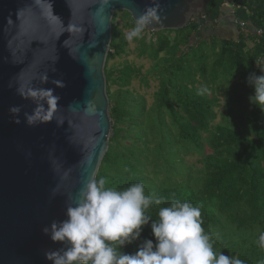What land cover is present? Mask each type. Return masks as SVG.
Returning a JSON list of instances; mask_svg holds the SVG:
<instances>
[{"label":"trees","instance_id":"16d2710c","mask_svg":"<svg viewBox=\"0 0 264 264\" xmlns=\"http://www.w3.org/2000/svg\"><path fill=\"white\" fill-rule=\"evenodd\" d=\"M224 5L248 22L249 32L237 28V38L208 34L197 16L177 30L144 28L140 38H131L138 58L152 61L144 74L142 66L128 59L132 53L124 34L131 33L136 22L121 11L119 27L116 11L105 63L112 133L95 178L103 177L107 186L121 190L142 182L147 194L163 201L148 209L153 220L172 200L200 206L203 227L212 234L216 250L245 264H264V249L255 243L264 231V110L250 102L254 88L247 82L252 73L264 75V64L258 62L264 56V0H209L202 14L214 22ZM215 37L221 39L220 45ZM150 79L157 90L147 109L145 96L130 88L140 80L139 86L149 89ZM220 96L225 97L232 120L215 123ZM123 131L130 144L119 140L117 133ZM154 147L155 162L160 159L162 164H156L149 177ZM193 152L200 155L203 171L191 185L190 179L177 180L175 171L178 164L183 166L179 173L185 170L181 154ZM159 171L164 176L160 181ZM238 231L239 238L234 239L232 233ZM146 239L156 243L151 222L122 251L134 254Z\"/></svg>","mask_w":264,"mask_h":264},{"label":"water","instance_id":"95a60500","mask_svg":"<svg viewBox=\"0 0 264 264\" xmlns=\"http://www.w3.org/2000/svg\"><path fill=\"white\" fill-rule=\"evenodd\" d=\"M208 2L0 0V264H52L45 253L64 245L42 229L66 219L98 173L112 132L105 63L116 11L137 22L155 7L144 28L157 32L185 27ZM44 89L60 97L55 109Z\"/></svg>","mask_w":264,"mask_h":264},{"label":"clouds","instance_id":"9594fccd","mask_svg":"<svg viewBox=\"0 0 264 264\" xmlns=\"http://www.w3.org/2000/svg\"><path fill=\"white\" fill-rule=\"evenodd\" d=\"M153 16L159 18L155 7L137 19L129 38H140L146 22ZM210 22L215 25L218 20ZM52 82L63 86L60 81ZM247 82L254 88L250 102L264 110L261 107L264 106V75L252 73ZM43 91L55 109L60 97L54 95V89ZM10 112L17 114L20 108L14 106ZM26 119L32 122L31 115H26ZM15 122L19 123V119ZM162 202V198L147 194L142 182L121 190L107 186L103 177L92 178L80 189L75 206L67 207V218L54 220L42 229L52 242L64 245L46 252L45 257L52 264H245L239 257L215 249L212 234L203 227L198 205L172 200L169 206L159 208L158 219L153 220L147 211ZM150 222L156 243L146 239L136 253L122 251L124 246L141 237L143 227ZM255 243L264 249V231L259 232Z\"/></svg>","mask_w":264,"mask_h":264},{"label":"rangeland","instance_id":"374dc122","mask_svg":"<svg viewBox=\"0 0 264 264\" xmlns=\"http://www.w3.org/2000/svg\"><path fill=\"white\" fill-rule=\"evenodd\" d=\"M231 11H232L231 7H228L227 5H224L223 8H222L221 18L218 19V22L215 25L214 24L211 25L210 20H208V18H207V20L209 22V26L206 24L207 27H208V30H207L208 34H212L213 33L216 36H224V34H225V35H227L229 37L237 38V26L234 23L235 20L233 19V14H232ZM121 13H122L121 11H117L118 26L119 27L123 26V22H122V19H121V17H122ZM199 15H197L198 18H199ZM202 16H201V18H202ZM204 20H206V19H204ZM191 21H192V19H191ZM219 22L223 25V27L228 28V27L231 26V28H228V30H226L224 33L223 32L219 33L217 31V29H219V27L216 26V25H218ZM202 28H204L203 25H202ZM250 29H251V27H250ZM124 34L126 36L127 41L129 42L127 50L130 51V53H132V55L129 56L128 59L132 63L136 64L137 66H142V71H143V74H144V72L146 70H148L150 68V66L152 65V61L146 60L144 58L143 59L142 58H138L137 53H136L137 45L134 44L132 42V40L129 38L130 32L125 30ZM214 40H215V42L217 44L220 45L221 39L219 37H215ZM249 45H252V43L250 41H249ZM140 82H141L140 80H137L135 82L134 86H132L130 89L132 91L136 92V94H138V95L145 96L146 105H147L146 108L149 109L150 106L153 103V100H154L153 95H154V92L157 90V83L155 81H153L152 79H150V88L149 89H145L143 86H139ZM219 100H220L219 101V106L214 107V110H215L216 115H217L215 123L223 122L225 118H227V119L228 118L229 119L232 118L228 114V106H227L228 103L225 100V97L220 96ZM144 120L145 121H149V119L147 117ZM117 135H118V137L120 136L119 140L122 141V140H124L123 136L126 135V132H124V131L122 133L119 132V133H117ZM116 140L118 141V138H116ZM124 143L125 144H130L131 143L130 138H127L126 140H124ZM152 146H153V144H152ZM155 155H156V152H155V147H154L153 149H151V153L149 154V156H150L149 162L151 164H153L152 165L153 168H150L149 166H147V169L149 171L147 175H149V177H152L151 171L154 169L155 165L156 164H159V165L162 164V161L160 159L155 162V158H154ZM181 158H183V164L185 166V170L182 171L181 173H179L182 170L183 166L178 164L177 167H176V171H175V173H178L177 174L178 176L176 177V179L177 180L181 179L183 183H188V179H190V183H191V185H193L194 184L193 180L197 176L202 174V171H203L202 164L199 162L200 155H198L197 153L193 152V153L181 154ZM159 172H161V171H159ZM161 173H159V175H158L159 181L162 179V177H164L163 173L162 174ZM157 184H160V182H157ZM258 230H260L259 227H257V232H258ZM238 233H239V231L237 233L233 232L232 233V237L234 239L239 238Z\"/></svg>","mask_w":264,"mask_h":264},{"label":"built area","instance_id":"2783aa9c","mask_svg":"<svg viewBox=\"0 0 264 264\" xmlns=\"http://www.w3.org/2000/svg\"><path fill=\"white\" fill-rule=\"evenodd\" d=\"M232 14H233V19L235 20L234 23L235 25L242 31H246L249 32V28H248V22L244 19H241L237 16L236 11L232 9ZM202 16V15H201ZM201 18V17H200ZM206 19V17L203 15L201 20ZM257 34L260 35L261 34V30L257 31ZM258 62L261 64H264V56L259 57Z\"/></svg>","mask_w":264,"mask_h":264},{"label":"crops","instance_id":"0c3cea01","mask_svg":"<svg viewBox=\"0 0 264 264\" xmlns=\"http://www.w3.org/2000/svg\"><path fill=\"white\" fill-rule=\"evenodd\" d=\"M221 18V17H220ZM223 19V18H222ZM218 27H219V29H218V32L219 33H224L226 30H228V28H225V27H223V25L219 22L218 23V25H217ZM225 35V34H224Z\"/></svg>","mask_w":264,"mask_h":264},{"label":"flooded vegetation","instance_id":"af4514ba","mask_svg":"<svg viewBox=\"0 0 264 264\" xmlns=\"http://www.w3.org/2000/svg\"><path fill=\"white\" fill-rule=\"evenodd\" d=\"M204 24H205V25H204ZM206 24L209 26V22H205V21L202 22V20H201V25H203V26L206 27V26H207ZM216 26H217V25H216ZM228 28H231V26L228 27ZM217 31H218V29H217Z\"/></svg>","mask_w":264,"mask_h":264}]
</instances>
